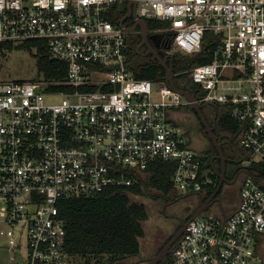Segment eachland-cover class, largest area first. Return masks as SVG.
<instances>
[{
	"label": "built area",
	"instance_id": "1",
	"mask_svg": "<svg viewBox=\"0 0 264 264\" xmlns=\"http://www.w3.org/2000/svg\"><path fill=\"white\" fill-rule=\"evenodd\" d=\"M131 1L0 0V43L44 40L50 59L67 66L61 80H0V248L16 264H82L66 251L60 201L132 186L154 160L174 163L180 192L216 185L171 116L189 101L167 75L132 71L128 36L141 34L131 30L140 18L165 24L148 33L170 36L168 58L199 54L213 33L214 60L174 79L190 73L199 103L225 106L239 144L264 164V0H137L121 23ZM115 7L123 9L116 22ZM263 232L264 175L253 170L230 217L211 210L190 221L166 264H264Z\"/></svg>",
	"mask_w": 264,
	"mask_h": 264
},
{
	"label": "trees",
	"instance_id": "2",
	"mask_svg": "<svg viewBox=\"0 0 264 264\" xmlns=\"http://www.w3.org/2000/svg\"><path fill=\"white\" fill-rule=\"evenodd\" d=\"M122 10L120 7H115L110 14V19L114 22L118 21ZM147 21L150 29L165 25L154 19ZM212 36L213 33H206L203 49L199 54L190 57L176 53L170 57L168 64H172L174 74L192 65L212 62L215 50V45L211 43ZM14 50L28 51L35 58L38 71L37 77L18 80H36L41 77L61 80L66 76V63L50 59L44 40H30L22 44L1 42L0 60L5 59L7 53ZM129 50V60L133 62L134 52L132 48ZM132 71L136 77L148 79L164 77L167 74L163 66L150 60L137 62L135 66H132ZM184 76L190 77V73H182L176 77ZM187 85L193 86V92L197 93V97L203 95L191 77ZM179 87L183 88V86ZM223 107L224 110L219 113L218 124L221 129L236 136L240 125L231 117L229 110ZM188 109L192 110L190 106ZM202 162L203 168L210 167L205 155ZM250 169L264 175L262 162H251ZM174 171V163L154 160L148 165L144 174L139 175L138 182L132 186L108 189L94 197L78 196L61 200L59 208L67 230L65 243L67 253L78 258L82 264H120L123 259L139 255L140 238L145 233L142 222L148 219L149 214L147 206L142 202L134 201L132 197L150 194L152 190L159 191L163 197L171 195L176 191L172 180ZM216 188L217 185L209 190L208 194Z\"/></svg>",
	"mask_w": 264,
	"mask_h": 264
},
{
	"label": "flooded vegetation",
	"instance_id": "3",
	"mask_svg": "<svg viewBox=\"0 0 264 264\" xmlns=\"http://www.w3.org/2000/svg\"><path fill=\"white\" fill-rule=\"evenodd\" d=\"M133 16V15H132ZM132 32V31H131ZM153 34H148L147 41L155 47V43L151 38ZM170 39V36H160V46L156 47L159 55L163 59L169 60L168 55L166 54L165 47L162 41H167ZM143 38L141 34L133 35L130 33L128 36V43L130 49H133L134 55L131 62L132 66H135L137 62L143 61H152V54H147L150 46L147 44H142ZM142 44V45H141ZM184 88V87H183ZM184 89H187L193 92L192 85H186ZM224 107L219 105L216 102H207L203 105L202 111L210 124L213 127V132L218 137V143L220 144V150L222 154L219 152V148L211 138L204 134L205 126L198 118L199 122L202 124V136L201 139L207 138V141L203 142L202 144H198L201 141L199 139H195L192 135L191 142H194L200 146H202V151L204 152L205 156L207 157V161L209 162L211 171L215 174L216 185H219L220 177L219 174L223 169V163L226 167L225 174H224V181L219 191L216 189L211 194H204L199 192H189L183 193L178 190L174 191L173 197L166 202L164 206H178V209L174 214H170L174 220L173 228L170 233L167 235L165 241L159 246L157 251L150 256H140L138 255L137 258L131 264H149L150 259L158 254L164 246L174 239V237L180 232L183 225L189 220L192 216L193 212L197 210L202 205H211L210 208L216 209L219 214L221 213L220 204L223 206H234L236 203L238 204L240 200V191L245 182L247 172L246 167L242 165V160L239 159V151H240V144L238 142L237 135H231V133L227 130L221 129L218 124V117L220 111L222 112ZM192 111V110H191ZM194 112V111H192ZM196 115L197 113L194 112ZM198 116V114L196 115ZM191 126V125H190ZM191 134V133H190ZM216 192V193H215ZM166 208V207H165ZM227 212L229 211L228 207H225ZM208 211V210H207ZM230 214V213H229ZM183 233L172 243L169 247V250L174 249L178 242L180 241ZM263 259H264V244H263ZM171 256L168 255L161 260L158 261L157 264H165L166 260ZM170 259V258H169Z\"/></svg>",
	"mask_w": 264,
	"mask_h": 264
},
{
	"label": "rangeland",
	"instance_id": "4",
	"mask_svg": "<svg viewBox=\"0 0 264 264\" xmlns=\"http://www.w3.org/2000/svg\"><path fill=\"white\" fill-rule=\"evenodd\" d=\"M125 7V6H122ZM38 71L36 67L35 58L25 50L22 51H11L7 53V57L3 60H0V80H18V79H29L32 77H37ZM189 76L176 77L174 80L178 86L186 87L189 83ZM61 96L50 97L48 98L51 102H57L61 100ZM179 113L182 114L181 122L186 125L187 133L186 137L190 145L197 152L203 154L202 144L207 141V138L201 139L202 134V124L199 122L198 117L188 109L187 106L182 107L179 110ZM182 123L178 122L180 126L186 129ZM191 125V126H190ZM201 142L196 144L195 141H192L191 135ZM174 192L169 196H162L159 191L152 190L150 194L146 195H135L132 197L134 201H139L144 203L148 209V219L142 222L144 228V235L140 238L141 252L140 256H150L153 255L159 246L165 241L167 235L173 228L175 223L173 218L169 216L174 214L178 209V206H164L168 200L173 197ZM237 204V203H236ZM236 204L234 206H236ZM233 206V205H232ZM166 207V208H165ZM9 230V228H8ZM19 240V235H17ZM7 238H4L2 241L6 242ZM23 253L27 254V232L23 236ZM14 252L10 251L7 247L2 246L0 248V262L1 264H16L17 259L13 260ZM138 255L128 257L123 259L120 264H131ZM78 262V261H77Z\"/></svg>",
	"mask_w": 264,
	"mask_h": 264
},
{
	"label": "water",
	"instance_id": "5",
	"mask_svg": "<svg viewBox=\"0 0 264 264\" xmlns=\"http://www.w3.org/2000/svg\"><path fill=\"white\" fill-rule=\"evenodd\" d=\"M133 8V10H132ZM136 8H137V0L135 1H131L129 2L128 4V10H129V13L128 15L123 18L121 20V23H123L125 21L126 18L130 17L132 14L133 15H136ZM140 28L141 29V36L143 38V42L142 44H147L150 46V49L148 51L147 54H152V62L154 63H157V64H160L161 66H163L165 69H166V72H167V82L170 86H172L176 91H178L181 95H183L190 103V108L192 110H194L198 116L200 117V120L201 122L203 123V126H205V130H204V134L206 136H208L209 138H211L213 140V142L215 143V145L218 146L219 148V152L220 154H222V151L220 150V144L218 143V137L217 135L213 132V127L210 126V124L208 123L203 111H202V107L204 104H201L199 103V101L197 100V96H196V92H191L189 90H185L183 88H180L178 87L176 84H175V80H174V72L172 70V64H168L167 62V59H163L156 47H159L160 46V40H159V36L157 34H154L152 35V39L155 43V47H153L148 41H147V38H148V21L145 20V19H138L136 24L133 26V28L131 30H134L136 28ZM130 30V31H131ZM141 44V45H142ZM167 48H169L170 46L167 45L166 46ZM225 170H226V167L223 163V169L221 171V173L219 174V177H220V182H219V185L217 186V189L216 191H219L222 184H223V181H224V174H225ZM246 172H248V175H249V171L246 170ZM242 189V188H241ZM216 193V192H215ZM211 205H202L200 206L197 210H195L192 214V216L189 218V220L183 225V227L181 228L180 232L174 237L173 240H171L170 242H168L164 248L158 253L156 254L155 256H153L151 259H150V263L149 264H157L159 260H161L162 258L170 255L173 253L174 249L172 250H169V247L172 245V243L182 234L184 233L185 229H186V226L188 225V223L190 221H192L193 219H195L196 217L198 216H201L204 212H206L207 210H212V208H210ZM220 210H221V213L222 215L225 217V218H229L230 217V214L226 211L225 209V206H223L222 204H220Z\"/></svg>",
	"mask_w": 264,
	"mask_h": 264
},
{
	"label": "crops",
	"instance_id": "6",
	"mask_svg": "<svg viewBox=\"0 0 264 264\" xmlns=\"http://www.w3.org/2000/svg\"><path fill=\"white\" fill-rule=\"evenodd\" d=\"M131 68H132V64H131ZM171 116L175 119V122H180V123H182V122H181L182 114L179 113V110H176V111L172 112V113H171ZM182 125L186 127L185 124L182 123ZM186 130H188L187 127H186ZM190 135H191V134H190ZM201 151H202V150H201ZM202 152H203V151H202ZM203 154H204V153H203ZM204 155H205V154H204ZM238 155H239V159L242 160V165H243L244 167H246L247 171L252 172L251 169H250V168H251V162H252V160H251V156H250L249 151L246 150L245 148H243V147L240 145V151H239V154H238ZM247 175H248V172H247ZM238 204H239V202H238ZM238 204H236V206H225V207H228V209H229L228 213H233V212L238 208ZM208 211H211V210H208ZM208 211H206V212H208ZM212 211H213L215 214H217V215H222V214H219V213L216 211V209H212ZM226 211H227V210H226ZM204 213H205V212H204ZM258 243L260 244L261 251H262V253H263V248H262V247H263V244H264V232L258 236Z\"/></svg>",
	"mask_w": 264,
	"mask_h": 264
}]
</instances>
